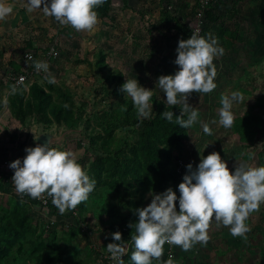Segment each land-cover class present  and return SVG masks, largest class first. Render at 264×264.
Wrapping results in <instances>:
<instances>
[{
    "label": "rangeland",
    "instance_id": "374dc122",
    "mask_svg": "<svg viewBox=\"0 0 264 264\" xmlns=\"http://www.w3.org/2000/svg\"><path fill=\"white\" fill-rule=\"evenodd\" d=\"M4 2L13 12L0 20L3 66L15 67L22 44L56 41L58 54L49 65L56 83L43 82L41 99L32 90H18L10 91L4 103L0 86V112L9 115L3 146L22 150L52 137L51 147L72 151L96 184L86 201L64 214L21 202L10 188L0 189V264H101L91 245L114 241L111 234L119 227L130 235L122 237L129 245L124 264H134L135 227L129 225L138 222L136 209L149 205L151 194L164 192L141 153L148 128L156 132L158 147L170 154L180 183L189 163L195 168L214 151L230 171L237 163L264 166V0L216 3L214 18L200 24V32L187 19L174 21L190 14L195 0H110L108 7L105 0L95 9L98 23L91 31L62 25L42 9L29 12L27 0ZM166 3L172 10H166ZM193 33L217 38L224 54L213 61L216 88L189 96L199 118L189 128L178 125V136L172 121L183 105H175L179 111L172 121L164 118L171 105L157 81L179 70L174 63L178 42ZM132 79L153 92L149 118L140 117L132 98L120 91ZM232 92L243 99L233 103L234 123L225 128L219 123L221 98ZM205 123L211 135L204 133ZM170 187L179 197L178 187ZM176 206L179 211V200ZM246 224L250 231L234 237L229 227L213 220L207 244L197 243L189 251L171 245L175 264H264V204ZM167 250L164 245L162 260L152 264L166 261Z\"/></svg>",
    "mask_w": 264,
    "mask_h": 264
},
{
    "label": "clouds",
    "instance_id": "9594fccd",
    "mask_svg": "<svg viewBox=\"0 0 264 264\" xmlns=\"http://www.w3.org/2000/svg\"><path fill=\"white\" fill-rule=\"evenodd\" d=\"M104 2L50 0L49 3L48 0H27V10L33 12L42 9L45 16L54 17L62 25H70L77 31H91L98 23L95 9ZM12 12L13 6L0 0V20ZM176 52L174 63L179 66V70L174 75H161L157 83L166 95V105H183L176 122L182 128H189L197 122L199 112L188 103V98L192 93H210L216 88L214 79L217 71L213 61L224 54V49L211 34L205 38L193 33L188 39L179 40ZM30 60L32 57L27 54L26 62ZM34 67L37 72H49L47 62H35ZM45 79L50 84L56 83L55 77L50 74ZM23 81L24 77H21L19 85H12L11 94H16L21 87L27 90ZM120 91L132 98L140 117H150L152 90L132 79L127 80ZM242 99L239 92L221 98L220 125L225 128L233 125V103ZM184 113H188L186 120L183 118ZM162 115L172 121L174 113L164 111ZM203 131L207 135L212 134L206 123L203 124ZM52 142L50 137L45 144L37 143L35 147H27V155L23 160L16 159L9 167L14 170L12 181L18 193L28 194L34 199L46 193L52 198L53 205L64 214L88 199L96 181L90 179L72 151L53 148ZM186 168L183 182L178 185L179 197L170 187L162 193L151 194V203L136 209L138 222L129 225L135 227V234L131 236L134 245L131 260L134 264L161 261L166 243L179 246L183 251L191 250L197 243L207 244L213 220L217 226L229 227L234 237H244L250 231L247 219L264 204V166L237 163L234 171H230L221 155L214 151L202 157L195 168L191 163ZM111 235L119 243H109L107 251L116 264H124L122 257L127 254L128 245L119 231ZM162 264H175V261L169 255Z\"/></svg>",
    "mask_w": 264,
    "mask_h": 264
},
{
    "label": "built area",
    "instance_id": "2783aa9c",
    "mask_svg": "<svg viewBox=\"0 0 264 264\" xmlns=\"http://www.w3.org/2000/svg\"><path fill=\"white\" fill-rule=\"evenodd\" d=\"M216 1L217 0H195L194 12L191 15L190 20L196 28V32H200V24L206 21V12L212 6L216 5ZM165 8L166 10H172L173 6L172 4L166 3ZM22 46V51L14 58V61L16 62L15 67L10 68L8 66H3L0 62V86L5 92L3 99L4 103H6L12 85H19L21 77H24L23 85H27V90L25 91H28L33 84L42 86L43 82L47 81L45 77L49 75V72H37L34 67V63L43 61L50 65L58 54L56 41L49 42L43 46H39V44L36 43H33L32 47H26V44H22ZM27 54L31 55L32 60L26 62ZM20 90H23V88L21 87ZM8 117L9 115L5 109L0 112V138H2L1 135L6 131ZM26 155L27 153L25 152V149L13 150L11 147L8 148L3 146V143L0 140V189L10 188L11 193H13L14 196L21 202H27L41 209H48L51 211L58 210L53 205L52 198L47 196L46 193L41 198L34 199L28 194H20L16 191L14 182L12 181L14 170L9 167V164L16 159H21L22 161ZM113 242L119 243L117 241H110L102 247H99L96 243L91 245L92 248L99 254L101 261H104V264H116V262L111 259V254L107 251V245ZM165 245L168 246V250L166 251V260L169 255H171L174 259V252L171 245L167 243ZM124 257L125 256H123L122 259H124Z\"/></svg>",
    "mask_w": 264,
    "mask_h": 264
},
{
    "label": "trees",
    "instance_id": "16d2710c",
    "mask_svg": "<svg viewBox=\"0 0 264 264\" xmlns=\"http://www.w3.org/2000/svg\"><path fill=\"white\" fill-rule=\"evenodd\" d=\"M109 1L110 0H106L107 7H108ZM216 3L222 6L224 2L223 0H217ZM215 6H212L206 12V15H205L206 21L214 18L215 16L214 7ZM193 12H194V9L191 11V13L193 14ZM191 13L184 16L183 18H179L178 20L177 18H174V21L179 22V21H184V19L191 21L190 20L191 15H192ZM28 47H31V46H28ZM29 90H32L35 94H38L39 95L38 97L40 99H41V96L44 95L43 87L39 86L38 84H33ZM39 109H41V104H39ZM168 111H171L173 113L178 112L179 107L171 106ZM173 122L174 121H172V127L173 129H176V134L180 136L181 134L180 132H178L179 130H177L176 128L178 124L177 122H174V123ZM147 133H148V139H146L147 142L146 141L142 142L141 153L143 154L145 160L147 161V167L149 168L150 171H152V173L156 176L157 180L159 181V186L161 187V189L159 190L160 191L167 190V185L169 183H172L174 186L178 187V185L180 184V179L178 178V173L176 171L174 164L172 163L170 154H168L165 148L158 147L157 143L155 142V137H158L155 131H153L151 128H148ZM118 229H119V232L122 234L123 238H128V236H130L128 235L129 231L127 230V228L119 227ZM96 255L98 256V259L101 261L99 254L97 252H96ZM125 257L123 259L124 263H126L127 261ZM101 264H104V261H101Z\"/></svg>",
    "mask_w": 264,
    "mask_h": 264
},
{
    "label": "water",
    "instance_id": "95a60500",
    "mask_svg": "<svg viewBox=\"0 0 264 264\" xmlns=\"http://www.w3.org/2000/svg\"><path fill=\"white\" fill-rule=\"evenodd\" d=\"M44 139L47 140L48 136L39 138V141H40L41 144H45V140ZM41 140H43V141H41Z\"/></svg>",
    "mask_w": 264,
    "mask_h": 264
}]
</instances>
